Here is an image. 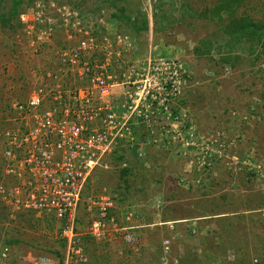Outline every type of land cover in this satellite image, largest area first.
Returning a JSON list of instances; mask_svg holds the SVG:
<instances>
[{"label":"rangeland","instance_id":"obj_1","mask_svg":"<svg viewBox=\"0 0 264 264\" xmlns=\"http://www.w3.org/2000/svg\"><path fill=\"white\" fill-rule=\"evenodd\" d=\"M48 29V40L38 39ZM85 32L104 35L114 58L124 39V71L171 60L178 75L170 112L141 127L85 190L108 191L117 223L139 226L137 244L94 242L81 212L90 259L151 264L173 237L171 264H264V0H0V151L12 106L50 84L47 74H67L57 52ZM212 216L221 217L183 222ZM171 220L179 221L172 231ZM59 227L0 202V247L62 263Z\"/></svg>","mask_w":264,"mask_h":264},{"label":"built area","instance_id":"obj_2","mask_svg":"<svg viewBox=\"0 0 264 264\" xmlns=\"http://www.w3.org/2000/svg\"><path fill=\"white\" fill-rule=\"evenodd\" d=\"M21 19L31 29L27 12ZM84 34V40L57 52L58 65L72 82L57 72L47 74L50 84L12 106L16 117L9 122L14 126L1 134V173L10 182L0 184L1 205L12 213L32 212L60 224L62 263L19 255L3 245L0 264H100L90 259L79 232L81 212L87 218L86 235L94 242L111 241L112 236L126 246L137 244L139 226L117 223L108 191L86 195L85 190L97 169H108L115 151L135 142L141 127L151 129L157 113L170 112L177 69L171 60H148L124 71L119 49L125 46L124 39L114 58L104 35L101 42ZM50 35L48 29L38 39L45 41ZM258 213L264 219V209ZM171 239L163 240L161 254L151 264H171Z\"/></svg>","mask_w":264,"mask_h":264},{"label":"crops","instance_id":"obj_3","mask_svg":"<svg viewBox=\"0 0 264 264\" xmlns=\"http://www.w3.org/2000/svg\"><path fill=\"white\" fill-rule=\"evenodd\" d=\"M234 215H230V216H227V217H233ZM221 216H212V217H205L203 219L201 218H196V220H185L183 221L184 223H188L189 226H195V225H198V224H201V223H204V219L206 220H215V219H220ZM179 223V221H175V220H171L170 222H168L169 224V229L170 231H172L171 229H173V225H177ZM173 239V237H171Z\"/></svg>","mask_w":264,"mask_h":264},{"label":"trees","instance_id":"obj_4","mask_svg":"<svg viewBox=\"0 0 264 264\" xmlns=\"http://www.w3.org/2000/svg\"><path fill=\"white\" fill-rule=\"evenodd\" d=\"M122 151V148L115 151V153L111 156V158H116L118 156V153Z\"/></svg>","mask_w":264,"mask_h":264}]
</instances>
